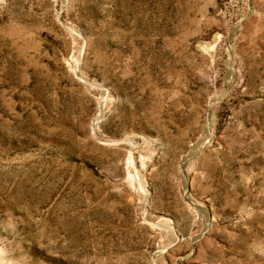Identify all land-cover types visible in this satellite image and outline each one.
Here are the masks:
<instances>
[{
    "label": "rangeland",
    "instance_id": "1",
    "mask_svg": "<svg viewBox=\"0 0 264 264\" xmlns=\"http://www.w3.org/2000/svg\"><path fill=\"white\" fill-rule=\"evenodd\" d=\"M0 264H264V0H0Z\"/></svg>",
    "mask_w": 264,
    "mask_h": 264
}]
</instances>
